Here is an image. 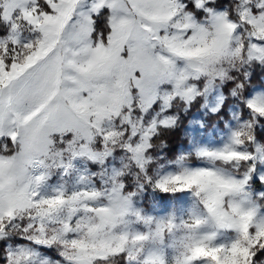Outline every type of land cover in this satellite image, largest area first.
Wrapping results in <instances>:
<instances>
[{
    "label": "snow or ice",
    "instance_id": "6c2138e0",
    "mask_svg": "<svg viewBox=\"0 0 264 264\" xmlns=\"http://www.w3.org/2000/svg\"><path fill=\"white\" fill-rule=\"evenodd\" d=\"M258 70L264 0H0V264H264Z\"/></svg>",
    "mask_w": 264,
    "mask_h": 264
},
{
    "label": "trees",
    "instance_id": "16d2710c",
    "mask_svg": "<svg viewBox=\"0 0 264 264\" xmlns=\"http://www.w3.org/2000/svg\"><path fill=\"white\" fill-rule=\"evenodd\" d=\"M258 79L261 82H264V73H260V70H258ZM225 96H228L227 92V87L222 89ZM234 99V98H232ZM200 104L197 102H194V107L189 108L188 112L185 113L184 111L181 110V108H176L174 110H170V113H173L177 115V126L170 129V130H165L164 132L161 133L159 138L157 139L156 137L153 138L154 142L159 145L160 141L162 140L164 142V147H156L151 150L153 154V161L152 164L153 166H157L160 164L167 165L168 162L175 160V158L181 154V152L187 150L190 147V143L187 137L184 135V130L186 129V124L190 117L199 109ZM222 112L225 114L227 117V111L225 108H222ZM215 117H213L212 114H209L208 116L204 117V122L206 124V128L203 129L204 132H207L211 129L212 123L214 122ZM219 127L221 129L224 128V122L219 121ZM219 135V132L215 133L214 138H217ZM162 154L160 158H158V155ZM158 158V159H157ZM129 180L132 178L129 177ZM167 198L163 196V194H159L156 197L157 204L159 208L166 210L169 209L168 203L165 204L164 201ZM145 206L150 207L149 204V194L145 193V201H144ZM49 255H54L53 251L47 250Z\"/></svg>",
    "mask_w": 264,
    "mask_h": 264
},
{
    "label": "rangeland",
    "instance_id": "374dc122",
    "mask_svg": "<svg viewBox=\"0 0 264 264\" xmlns=\"http://www.w3.org/2000/svg\"><path fill=\"white\" fill-rule=\"evenodd\" d=\"M222 91H223V90H222ZM226 111H227V110H226ZM195 113H198L197 118H199L201 115H203V113L200 112V106H199V109H198ZM210 114H211V113H210ZM176 116H177V115H176ZM192 118H193V115L190 117V119H192ZM190 119H189V120H190ZM187 127H188V122H187V124H186V128H187ZM196 127L199 128V125H197ZM201 132H204L203 129H201ZM222 135H223V133H222V132H219V135H218L217 138L209 137V136H205L204 139L207 140V139L212 138V139L218 140ZM161 156H162V154H159V155H158V158H160ZM160 165H161V164H160ZM144 201H145V193L139 196V204H140L141 207H143V208H145V209L149 208V207L145 206ZM168 205H169V209L163 210V209L159 208V206H158V204H157V205H156V206H157V210H158V211H161V212L171 210V208H172L171 203H168ZM53 253H54V252H53ZM47 254H48V252H47ZM54 255H55V254H54Z\"/></svg>",
    "mask_w": 264,
    "mask_h": 264
}]
</instances>
